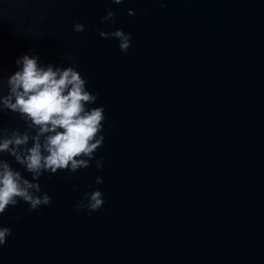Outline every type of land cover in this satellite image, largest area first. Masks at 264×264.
I'll return each instance as SVG.
<instances>
[{
  "label": "water",
  "instance_id": "obj_1",
  "mask_svg": "<svg viewBox=\"0 0 264 264\" xmlns=\"http://www.w3.org/2000/svg\"><path fill=\"white\" fill-rule=\"evenodd\" d=\"M113 28L126 53L99 35ZM30 49L71 53L99 93L104 166L42 175L50 205L0 215V264H264V0H0V81ZM95 187L105 204L77 211Z\"/></svg>",
  "mask_w": 264,
  "mask_h": 264
},
{
  "label": "clouds",
  "instance_id": "obj_2",
  "mask_svg": "<svg viewBox=\"0 0 264 264\" xmlns=\"http://www.w3.org/2000/svg\"><path fill=\"white\" fill-rule=\"evenodd\" d=\"M165 2L161 0V7ZM111 3L120 5L124 0ZM128 13L135 15L136 9L129 8ZM101 22L115 25L113 7L106 9ZM73 30L83 32L85 25L76 21ZM98 32L103 38L115 39L125 53L132 45V33L123 28ZM67 59L70 61L67 66L46 63L39 52L30 49L16 58V70L0 81V112L11 111L23 121V127L0 126V154L13 157L21 166L14 167L0 155V215L21 201L28 204V211L50 205L52 196L40 183L45 173L49 176L57 171L76 173L89 167L93 160L97 169L104 166V157L97 156V152L105 141V106L97 105L99 93L88 87L87 78L76 66V57L68 53ZM103 180L102 175H97L95 184L100 185ZM105 202L103 190L95 187L83 192L75 208L91 213ZM11 233V227L0 224V246Z\"/></svg>",
  "mask_w": 264,
  "mask_h": 264
}]
</instances>
